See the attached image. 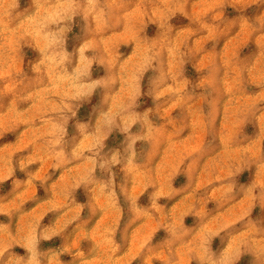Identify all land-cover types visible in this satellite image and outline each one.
Returning a JSON list of instances; mask_svg holds the SVG:
<instances>
[{"label":"clouds","instance_id":"9594fccd","mask_svg":"<svg viewBox=\"0 0 264 264\" xmlns=\"http://www.w3.org/2000/svg\"><path fill=\"white\" fill-rule=\"evenodd\" d=\"M0 264H264V0H0Z\"/></svg>","mask_w":264,"mask_h":264},{"label":"rangeland","instance_id":"374dc122","mask_svg":"<svg viewBox=\"0 0 264 264\" xmlns=\"http://www.w3.org/2000/svg\"><path fill=\"white\" fill-rule=\"evenodd\" d=\"M249 130H251V129H249ZM182 182V178H181V180H178L177 181V184H179V183H181ZM5 187H7V186H5ZM41 195H42V193H41ZM80 198H82V197H80ZM142 200H143V198H142ZM48 218H46V220H47ZM186 223H188V224H191L192 223V219L191 218H187L186 219ZM161 234H158V236H157V239L159 238V236H160ZM215 243H217V242H214V246H215Z\"/></svg>","mask_w":264,"mask_h":264}]
</instances>
